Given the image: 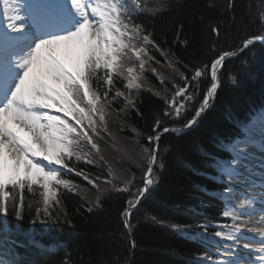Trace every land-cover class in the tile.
<instances>
[{"label":"snow or ice","instance_id":"obj_1","mask_svg":"<svg viewBox=\"0 0 264 264\" xmlns=\"http://www.w3.org/2000/svg\"><path fill=\"white\" fill-rule=\"evenodd\" d=\"M228 7H233L232 0ZM25 9V15H20ZM3 12L7 23L0 26V264H18L16 248L23 245L17 236L23 235L29 244L43 248L33 231L25 232L20 226L25 190H42L43 208H36L30 223L50 229L56 222L52 206L53 202L59 203L58 188H73L70 181L61 178L62 169L76 171L68 162L73 157L77 161L85 159L82 145H90L99 152L93 135H99L97 128L106 123L105 110L112 101L123 97L124 111L135 106L119 89L109 100L114 81L122 78L127 90H139L146 64L155 59L150 50L165 58L172 54L161 49L146 25L136 22L139 13L156 14L149 12L142 0H3ZM10 12L13 14L9 16ZM25 21L30 22L31 30ZM212 31L218 35V26ZM255 41L264 42V36L245 40L243 47ZM229 55L224 52L212 60L210 87L192 119L179 128L160 130L159 119L153 126L157 134L148 140L156 147L144 149L149 160L143 187L135 202L130 201L121 213L129 231V218L154 184L160 136L168 132L181 135L197 123L214 98L218 70ZM169 67L174 69L175 65L169 62ZM207 71L197 69L192 80L198 81ZM158 78L164 83L163 77ZM181 79L186 81L184 87L176 86L172 99L166 100L164 115L172 119H180L193 99L188 94L192 82L183 74ZM229 79L235 82L234 76ZM239 127L242 136L218 145L230 158L210 155L209 167L216 175L209 177L226 185L219 198L225 204L222 216L232 224L218 225L220 230L209 234L206 229L210 225L204 223L200 227L205 231L193 233L205 245L215 248L217 259L205 255L201 258L203 264H264V110ZM76 174L82 175L83 171ZM83 178L92 183L87 175ZM31 208L29 204V213ZM9 215H14L15 227L9 226ZM253 224L262 227H249ZM177 227L172 225L173 229ZM132 244L134 247V241Z\"/></svg>","mask_w":264,"mask_h":264},{"label":"trees","instance_id":"obj_2","mask_svg":"<svg viewBox=\"0 0 264 264\" xmlns=\"http://www.w3.org/2000/svg\"><path fill=\"white\" fill-rule=\"evenodd\" d=\"M142 3L156 14L139 13L136 22L146 25L161 49L172 55L165 58L150 50L155 59L146 64L140 81L142 87L132 99L135 106L124 111V99L119 97L106 108L111 121L101 137L93 136L104 159H98L87 145H82V152L93 155V162L77 161L75 157L68 162L76 171L84 170L92 183L83 174L67 177L61 174L73 188H58L59 203L52 206L56 222L50 229L46 227V235L63 238V247L46 254L26 244L23 235L17 236L23 245L16 248L18 264H201L189 257L202 248L177 236L171 226L159 219L169 215L168 219L174 223L210 221L221 210L220 201L201 188L213 190L219 186L200 174L212 171L211 159L202 154L219 152L216 144L238 132L237 126L247 120L252 108L264 105V44L255 42L243 47L246 39L264 36V0H232L231 9L229 0H142ZM214 26H218V35L212 31ZM228 51L236 55L230 54L218 70V88L205 113L183 134L166 133L160 137L154 184L129 218L131 240L121 213L140 187L148 158L144 149L151 148L148 137L156 134L153 126L157 119L161 121L160 130L181 126L194 117L210 83L212 60ZM169 62L175 65L174 69ZM204 68L208 71L193 81L194 72ZM181 74L192 82L188 94L193 99L180 119H172L164 115L166 100L172 99L176 86L184 87L186 81ZM158 76L163 77L164 83ZM230 76L235 77V82ZM125 83L122 78L114 81L109 100L117 89L126 91ZM181 99L177 98V103ZM129 179L131 184L127 183ZM41 191L25 190L24 217L20 222L23 231L44 228L39 223L35 226L30 223L40 207ZM7 219L9 226L15 227L14 215Z\"/></svg>","mask_w":264,"mask_h":264},{"label":"bare ground","instance_id":"obj_3","mask_svg":"<svg viewBox=\"0 0 264 264\" xmlns=\"http://www.w3.org/2000/svg\"><path fill=\"white\" fill-rule=\"evenodd\" d=\"M0 9H1V11H0V26H6L7 21L4 18L3 5L0 7ZM12 14L13 13H11V12L8 13L9 16L12 15ZM25 22L28 24V27L31 30V26L29 25L30 22H28V21H25ZM249 227L260 228L262 226L258 225V224H253V225H249ZM249 235H251V234L249 233ZM254 258H256V257H254Z\"/></svg>","mask_w":264,"mask_h":264},{"label":"rangeland","instance_id":"obj_4","mask_svg":"<svg viewBox=\"0 0 264 264\" xmlns=\"http://www.w3.org/2000/svg\"><path fill=\"white\" fill-rule=\"evenodd\" d=\"M2 4H3V2L0 1V5H2ZM0 11H1V9H0ZM42 208H43V203H42ZM231 224H232V223H231ZM243 242H245V241H242V243H243ZM242 251H244V250L242 249Z\"/></svg>","mask_w":264,"mask_h":264},{"label":"water","instance_id":"obj_5","mask_svg":"<svg viewBox=\"0 0 264 264\" xmlns=\"http://www.w3.org/2000/svg\"><path fill=\"white\" fill-rule=\"evenodd\" d=\"M264 43V42H263Z\"/></svg>","mask_w":264,"mask_h":264}]
</instances>
